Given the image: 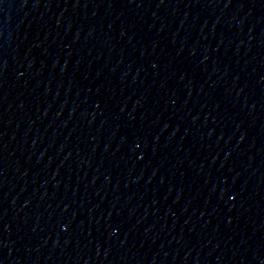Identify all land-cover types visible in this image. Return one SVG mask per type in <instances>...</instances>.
<instances>
[{
  "label": "water",
  "instance_id": "water-1",
  "mask_svg": "<svg viewBox=\"0 0 264 264\" xmlns=\"http://www.w3.org/2000/svg\"><path fill=\"white\" fill-rule=\"evenodd\" d=\"M0 264H264V0H0Z\"/></svg>",
  "mask_w": 264,
  "mask_h": 264
}]
</instances>
